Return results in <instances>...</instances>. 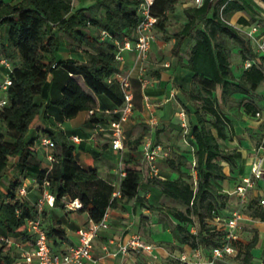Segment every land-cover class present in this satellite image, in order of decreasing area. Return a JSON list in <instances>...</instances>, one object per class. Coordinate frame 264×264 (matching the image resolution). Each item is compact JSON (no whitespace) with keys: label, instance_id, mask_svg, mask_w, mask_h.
Masks as SVG:
<instances>
[{"label":"trees","instance_id":"1","mask_svg":"<svg viewBox=\"0 0 264 264\" xmlns=\"http://www.w3.org/2000/svg\"><path fill=\"white\" fill-rule=\"evenodd\" d=\"M225 2L204 0L201 5L189 6L188 20L173 32L175 45L186 37H195L186 65L193 71V80L197 81L202 92L201 105L195 111L196 123L188 117L196 157V180L183 169L189 159L178 153L168 158V164L179 175L158 179L163 194L186 205L185 209L170 207L166 210L177 219L173 232L180 241V251L200 247L208 253L213 246L220 244L226 232L224 226L214 223V218L216 215L225 216L232 208L229 205L231 196L224 193L225 205L220 207L214 199L217 192L213 179L228 177L219 160L233 162L234 156L226 154L219 142V138H228L230 124L229 117L220 111L219 105L227 95L235 91L250 94L264 81V64L261 63L246 67L240 81L234 83L232 80L231 52L219 34H225L242 45L243 59L250 55L255 57L257 52L253 43L230 21L236 12L250 9V2L231 0L221 9ZM140 3L141 0H95L87 7L74 8L72 0H0V26H8L6 35L0 37V56L9 57L14 65L12 84L7 90L8 104L0 112V178L11 160L18 174L15 180H11V188L0 203V227L31 237L26 219L35 216L37 208L29 198L18 194V187L23 179L32 175L41 187L43 181H48L49 189L56 196L55 205L65 206L66 199L79 198L82 202L79 209L87 211L95 221H99L109 208L118 207L138 195L144 171L139 145L149 132V125L140 124V132L129 138V149L121 159V168L126 174L121 178L119 194L113 195L114 185L100 177L95 167L86 169L78 162L74 153L76 145L66 132L48 127L43 104L35 97L43 93L50 74L61 67L67 71L68 77L61 96L54 103L64 117L71 118L87 110L93 123L117 118L116 112L105 115L97 111L98 95H108L118 106L123 102L119 81H108V77L120 68L114 40L122 39L124 35L135 37ZM177 3L178 0H154L151 10L157 16L156 28L166 30L168 14L176 10ZM101 9H105V13ZM238 21L249 24L252 20L240 15ZM52 26L67 32L80 44L87 42L86 60L75 57L57 59L59 38L57 32H51ZM102 30L108 31L110 36L102 37ZM18 57L20 63L15 61ZM156 74L160 76L159 71ZM189 95L192 99L198 98L191 91ZM243 105L253 116L260 110V105L252 100ZM207 115L211 116L210 119ZM208 120L211 126L207 125ZM32 128L54 140L52 152L56 161L51 167L49 161L38 156L36 136L29 135ZM157 136L154 141L160 143ZM146 206L162 210L161 206L149 203ZM194 215L200 222L196 232L190 230L195 222ZM253 215L264 218V210L255 208ZM43 226L49 236L63 233L55 227L47 229L44 222ZM255 243L256 237L247 244L244 264L250 262L251 247ZM18 258L11 251V244L3 242L0 264H24L23 259ZM176 261L183 264L178 259Z\"/></svg>","mask_w":264,"mask_h":264},{"label":"crops","instance_id":"2","mask_svg":"<svg viewBox=\"0 0 264 264\" xmlns=\"http://www.w3.org/2000/svg\"><path fill=\"white\" fill-rule=\"evenodd\" d=\"M6 1L16 2L17 0ZM72 2L74 8H79L87 7L93 4L95 0H76V2L72 0ZM179 3L180 2L178 0L177 6ZM192 5H195L194 0H183L182 7L186 11L187 8ZM101 12L105 13V9H101ZM173 12H169V14ZM247 14H250V17ZM240 15H245L252 21L249 24H243L238 21V17ZM169 18L170 17H168V19ZM180 18L184 21V23L188 20V17ZM231 23H238L237 25H234L236 27L242 26L244 28L258 24L259 30L264 32V11L261 9L260 13L253 15L250 12V9L240 10L233 14L231 17ZM1 29L2 33L0 34V37L1 35H6L8 29L7 24L0 26V30ZM155 30L159 29L156 28ZM52 31L57 32L59 38L57 59L61 60L75 57L83 61L86 60L87 50L89 49L87 42L84 41L80 44L77 39L72 37L67 32L58 31L56 26L51 27V32ZM124 37L125 35L122 39H120L121 42L123 41ZM244 37L246 38L245 35ZM175 42L176 37L172 34V38L167 42V45L165 44L166 42L159 43L162 47L169 46V48H172L177 54L175 60L173 57V59L170 61L169 59H166V61H164L160 67H157V61L154 58V46L153 48L151 46L148 56L145 59L141 58L139 52L136 49L124 48L121 50V54L124 58L120 62V66L124 71L130 72V80L132 88L135 92V105L136 103L141 102L142 91L145 90V87L140 80V66L142 63L145 67V72H147V69L150 68H156L154 70L160 72V76H157L155 73V78L153 79L154 81L147 86V90L153 93V97H156L161 101V105L157 110L159 116L158 123H154L156 121L152 119L148 120L142 117V112L140 111L139 107L134 110L129 120L125 123L127 140L123 150L114 149L112 147L108 131L103 129L97 131L95 128V123L90 120L87 110H82L71 118H66L63 116L59 106L56 105L54 101L61 96L62 87L67 81L68 73L64 68L59 67L54 70L47 80L43 93L35 97L37 102H41L43 104L46 112L45 120L48 127L53 129L61 128L66 132L70 140L76 145L74 153L78 162L86 169L95 167L100 177L114 185L113 195L119 194V185L122 178L120 173L121 159L124 152L129 149L127 142L132 135L131 133L133 131L139 130V126L142 123L147 125L152 124V126L156 124L154 126L153 139L155 138V135L157 136L159 133L164 134V137L167 138V135L171 136L174 134L177 124H181L178 112L180 111L181 104L186 103V100L188 99L186 90L189 89L193 84V71L186 65V63L188 61L191 47L195 43V37H186L181 40L178 45H175ZM115 44V49L118 51V44L116 42ZM183 53L186 56H182ZM151 56H153V59H151ZM250 57L253 56L250 55ZM15 61L20 63L21 59L18 57L15 59ZM4 69V67L0 66V77L4 73ZM263 83L264 81L259 87L263 86ZM143 93L144 98L147 100V105L150 106L149 100L151 98L147 99L145 97V92ZM117 107V103L108 95L104 93L98 95L97 111L105 115H109ZM181 109H183V107H181ZM260 111L261 115H254V118L257 119L258 123H262L264 125V105L260 106ZM188 116L189 113L187 117ZM180 126V129L183 133V127L182 125ZM261 133L263 134L264 138V129L261 130ZM29 135L36 136L39 158L44 161H49L48 154L53 151V148L40 142V138L43 135H40L36 128H32L29 131ZM73 136H77L78 140L75 141ZM220 139L222 138H219V142L222 146ZM182 140L188 144L187 139H185L184 136ZM223 140L224 143L228 141L227 138V141L225 139ZM261 140L257 144H252V142L249 140L245 142L244 140H238V138L235 136L234 140H232V143H230L232 148H237L236 151L238 154H240V163L243 164V168L237 172L231 173L233 177H226L217 180L221 182L223 191L225 193H229L231 199H234V201L231 200L232 208L238 206V200L236 197H233V191L240 178L250 173L251 165L255 158L256 148L260 144ZM160 143L171 150L169 157L173 156L172 150H175L178 154H184L192 161L195 159V155L192 151H179L176 147L171 149V147L166 146L165 143L161 141ZM139 148L141 149V145H139ZM246 148H249L247 152L245 150ZM261 153L264 154V148L261 150ZM169 157H160L158 163L167 162ZM219 161L223 164L224 170L229 173V167L226 165L228 162L226 160ZM143 169L142 182L138 195L129 202H125L118 207H112L108 209L110 213L108 219L109 226L106 229L100 230L99 235L95 240L93 258L88 260L86 264H138V257L135 251L130 252L128 255H113L110 253V251L114 250L116 246L115 244L109 242L110 239H112V237L115 235H118L122 229L124 232H126L125 236L129 235L131 231L128 229L132 226H134V228L138 226L142 227L146 231L147 235L142 236L145 239H149L150 243H155L154 240L156 241V238H158V247L154 244H152V247L153 254L161 256V259L156 260L158 262L163 260L161 264L166 263L164 261V256L171 252L177 253L180 251V241L175 237L173 232V227L177 223V219L170 213L169 218L165 216L166 220L162 218L159 219L161 215L159 211L161 210L146 206V203L156 206L157 204L153 203L152 201V186L151 184L147 183L150 174L149 169L145 165L144 161ZM176 172L177 171L172 170V176L168 177L167 174H160V177L175 178ZM17 177L18 174L14 169V162L12 164L10 163L0 178V203L6 198V193L11 188V180H15ZM22 185H26L28 187V193L25 197L29 198L35 203L42 191V187L40 186L37 178L33 175L28 176L22 180L19 187ZM162 197L166 198L167 196L162 192ZM261 198H264V182L257 180L255 185L249 189L248 201L242 207L243 218L240 221L241 228L239 230L240 253L234 258L235 264H244V251L247 244L252 241L254 237H256V243L251 247L252 257L248 264L264 263V218H261L258 215H253L255 208L264 210V203L262 204L260 202ZM42 217L43 222L45 221V223L49 224L51 227L63 230V233L60 236H49L52 249L55 251L65 250L70 244L77 242L76 229L80 226L88 224L91 219L87 211L80 210L79 208L72 209L61 204H57L55 206L46 205ZM166 221L168 224L165 223ZM144 222L146 224H144ZM195 222L199 223L198 217H195ZM28 231L31 234L30 238L24 237V235L21 233L11 232L6 228L0 227V246L3 244V242H9L11 244V251L13 253L15 251L16 253L19 252L21 256L20 260L22 261L23 255L27 251L33 249L34 245V234L29 229ZM168 241H171L172 250H170L171 245L168 244ZM106 245H108L109 250L106 249Z\"/></svg>","mask_w":264,"mask_h":264},{"label":"built area","instance_id":"3","mask_svg":"<svg viewBox=\"0 0 264 264\" xmlns=\"http://www.w3.org/2000/svg\"><path fill=\"white\" fill-rule=\"evenodd\" d=\"M204 0H194L195 5H201ZM231 0H226L222 4L221 9L226 3ZM154 0H141L139 6L140 20L135 29V37L125 36L123 41L116 38L115 42L118 44V51H116V58L119 62L123 60L121 50L124 48L136 49L141 58L145 59L151 49L152 43L156 38V22L157 16L152 13L151 6ZM237 28L244 33L247 39H249L257 52L255 57H246L243 61L245 68L251 66L253 63L264 64V32L259 30V25L254 24L248 28L237 26ZM102 37L110 36V33L106 30L101 31ZM0 66L4 67V73L0 77V112L5 105L8 104L7 90L12 84L11 72L14 65L13 60L4 55L0 56ZM140 80L144 87H147L153 82V78L146 76L145 67L140 66ZM118 80L123 93V102L113 112L118 113V117L108 122L95 123V128L98 130L103 129L109 132L111 145L114 149L123 150L126 144V132L125 123L129 120L135 110V92L132 88L130 80V72L124 71L121 66L111 76L108 77V81ZM145 97L149 99V95L145 94ZM93 112V110H90ZM180 122L183 127V136L189 133L187 127V113L184 109L178 112ZM257 116L261 115V111L256 112ZM73 139L78 140L77 136H73ZM40 142L51 148L55 146L54 140L48 136H42ZM141 151L143 161L149 169L150 176H160L159 158L169 157L171 150L165 147L162 143H156L151 136H146L141 142ZM264 148V138L256 148L255 158L251 165V171L249 174L240 178L237 183L233 194L238 200V206L228 211L225 216L216 215L214 223L225 227L226 232L223 234L220 244H217L211 248L208 253H205L202 248L196 247L192 250L179 251L172 253L183 264H235L234 258L240 253V236L239 230L241 228V219L243 218L242 207L248 201V191L253 187L257 180L264 182V154L261 150ZM192 152L194 153V147L192 146ZM48 160L50 167L56 161V157L53 152L48 154ZM196 163V157L193 160ZM121 176L126 174L124 169H120ZM28 193V187L22 185L18 189L20 196H26ZM65 206L78 209L82 206V202L79 198L66 199ZM260 202L264 203V198L260 199ZM56 196L48 187V181H43L42 191L35 201L37 208V214L32 217H28L27 227L34 234L33 249L27 251L23 255L24 264H86V262L93 258V248L95 240L99 235L100 230L106 229L109 226V211L107 210L103 217L99 221L90 219L89 223L80 226L76 229L77 242L70 244L65 250L55 251L52 249L49 235L43 226L42 211L46 205L55 206ZM19 212V210H18ZM199 224V225H198ZM200 222H194L190 226L192 232H196L199 229ZM110 243H114L115 249L110 253L113 255L121 254L128 255L134 250H147L153 253V247L148 243L140 233H132L121 239H110ZM106 249L109 250L108 245ZM156 256V254H153ZM264 264V263H263Z\"/></svg>","mask_w":264,"mask_h":264},{"label":"rangeland","instance_id":"4","mask_svg":"<svg viewBox=\"0 0 264 264\" xmlns=\"http://www.w3.org/2000/svg\"><path fill=\"white\" fill-rule=\"evenodd\" d=\"M76 2V0H74ZM250 2L251 8H250V12L253 15H256L258 13H260V10L262 9L264 11V0H248ZM179 5L177 6V9L173 12L168 14V17H170L167 20L166 23V30H156V38H155V42L152 45V48L154 46V58L157 61V67L162 66V63L164 61H166V59L172 60L174 58V60L177 57V54L175 53V51L172 48H169V46H165L162 47L160 46L159 43H164L167 45V42L172 38V34L176 29H179L180 27H182V25L184 24V21L180 18V17H188V13L187 11L182 7V3L183 0H179ZM250 17V14H247ZM179 18V19H178ZM256 18V17H255ZM231 21V19H230ZM235 25H237L238 23H234ZM2 33V29L0 30V34ZM241 33L243 34V32L241 31ZM219 37L224 40L225 44L227 45L228 49L231 52V56H230V62H231V70H232V80L234 83H236L237 81H240L241 78V74L242 71L245 69V65L243 63L244 59L241 56V49H242V45L229 38L227 35L225 34H219ZM182 56H186L184 53ZM153 59V56H151ZM173 57V58H172ZM16 63V62H15ZM141 64V63H140ZM143 65V63L141 64V66ZM156 67V66H155ZM156 68L153 69H147L146 72V76L152 77L153 79L155 78V73L156 70H154ZM154 81V80H153ZM148 87H145V90L142 91V99L140 103H136L135 105V109H137V107L140 108V111L142 112V117H144L145 119H152L156 122L154 123H158V113L157 110L161 105V101L160 99L153 97V93L147 90ZM193 92L195 95L198 96L197 99H192L189 95V92ZM143 92H145V94L149 95V98H151L149 100L150 102V106L147 105V100L144 98L143 96ZM186 95H187V99L186 103H182L180 106V110L181 107H183V109L185 110V112L189 113V118H191L193 120L194 123H196V117H195V111L196 109L201 105V89L199 87V85L197 84V81L194 79L193 80V84L191 85V87L189 89L186 90ZM248 100H252L255 101L256 103H258L260 106L264 105V83L263 86L258 87L257 90L253 91L250 94H245L239 91H235L233 92V94L227 95L225 97V99H223L219 105L220 111L229 117V128L227 130V134H228V141L224 143L223 139H220L221 143H222V148L224 149L225 153H231L234 156V161L233 162H228V167H229V173L227 174L228 177H233V175L231 173L233 172H237L238 170H241L243 168V164L240 163L241 162V158L239 157L240 154L237 153V148H232V146L230 145V143H232V140H234L235 136L236 138H238V140H244L245 142H247V140L251 141L252 144H257L262 138H263V134L261 133V130L264 129V125L262 123H258L257 119L254 118L253 115H251L250 113L246 112L245 110V106L243 105L244 102L248 101ZM210 115H207V119H210ZM155 118V119H154ZM153 123V124H154ZM156 125V124H155ZM152 126V124H149V132L146 134V136H151L153 138V132H154V126ZM181 124H177V128L174 131V134L169 136L167 135V138L164 137V134L159 133V135L157 136V139L163 143L166 144V146L171 147V149H173L174 147L178 148L179 151H184V152H191V147L193 144V139H192V133H191V129H190V124L188 122V118H187V127L189 130L188 135L186 136L187 138V142H184L183 139V133L182 130L180 129ZM208 126H211L210 120H208L207 122ZM140 131H133L131 134L132 137L136 136ZM156 138V135H155ZM154 138V139H155ZM7 139H12L10 136H7ZM181 139V140H180ZM171 141V143H170ZM242 142V141H240ZM224 143V144H223ZM189 145V146H188ZM237 147V146H236ZM182 149V150H181ZM249 148H246V152L248 151ZM177 152L175 150H172V155L174 156ZM243 159V158H242ZM10 163H13V160L10 161ZM159 164V168H160V174H167L168 177L172 176V168L169 166L168 161L167 162H161L158 163ZM185 171H188L189 173L192 174L193 176V180H196L197 176H196V170L194 168V163L192 160L189 159V163L187 164L186 167L183 168ZM179 175L178 172H176L175 177H177ZM158 179H162L160 178V176H150L147 180V183L151 184L152 186V201L153 203L157 204V206H161L162 210L159 211L161 215L159 217V219H165L166 217L169 218V213L166 211L168 208L170 207H179L181 209H185L186 205L170 198V197H162V191H161V187L158 183ZM190 179V178H189ZM146 183V184H147ZM213 185L214 188L216 189V195L214 197V199L217 201L218 205L220 207L225 205V201L226 199L224 198V191L222 189V184L221 182H219L217 179H213ZM235 197V196H233ZM234 201V199H230L229 205L232 207V201ZM229 211V210H228ZM166 216V217H165ZM194 217H198L197 215H194ZM45 223V221H44ZM165 223L168 224V222L166 221ZM144 224H146L144 222ZM45 227L48 229L50 227L49 224L45 223ZM132 229V230H130ZM129 231H131L130 234L132 233H140L141 235L145 236L146 235V231L138 226L136 228H134V226L130 227L128 229ZM126 235V232H124V230L122 229L120 231V233H118V235H115L114 239H121L124 238ZM147 236V235H146ZM148 243H150L149 239H145ZM155 243H150L151 245L154 244L155 246L158 247V238H156V241L154 240ZM114 244V243H112ZM168 244L171 245L170 246V250H172V244L171 241H168ZM153 245V246H154ZM174 245V244H173ZM137 254L138 257V264H161V262L163 260H161L160 262L156 261L161 259V256L156 255L154 256L153 253L147 251V250H134ZM132 252V251H131ZM19 258L21 259V256L19 254V252L16 253V251L14 252ZM165 257V262L163 264H177L178 262L176 261V257L172 255V252L167 254Z\"/></svg>","mask_w":264,"mask_h":264}]
</instances>
